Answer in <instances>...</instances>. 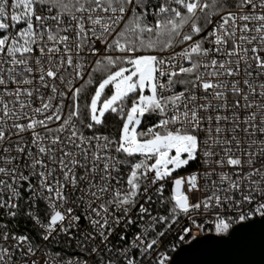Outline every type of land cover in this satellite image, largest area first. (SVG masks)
Here are the masks:
<instances>
[{
	"label": "snow or ice",
	"instance_id": "6c2138e0",
	"mask_svg": "<svg viewBox=\"0 0 264 264\" xmlns=\"http://www.w3.org/2000/svg\"><path fill=\"white\" fill-rule=\"evenodd\" d=\"M182 258L264 264V0H0V264Z\"/></svg>",
	"mask_w": 264,
	"mask_h": 264
},
{
	"label": "water",
	"instance_id": "95a60500",
	"mask_svg": "<svg viewBox=\"0 0 264 264\" xmlns=\"http://www.w3.org/2000/svg\"><path fill=\"white\" fill-rule=\"evenodd\" d=\"M251 259L259 261V259H260L259 254L257 253L256 255L252 256ZM179 264H185V259L182 258L181 261L179 262Z\"/></svg>",
	"mask_w": 264,
	"mask_h": 264
}]
</instances>
